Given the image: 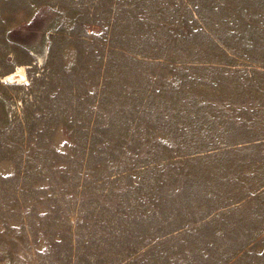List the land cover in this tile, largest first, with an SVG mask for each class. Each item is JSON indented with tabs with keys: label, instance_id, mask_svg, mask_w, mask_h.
<instances>
[{
	"label": "rangeland",
	"instance_id": "obj_1",
	"mask_svg": "<svg viewBox=\"0 0 264 264\" xmlns=\"http://www.w3.org/2000/svg\"><path fill=\"white\" fill-rule=\"evenodd\" d=\"M0 264H264V0H0Z\"/></svg>",
	"mask_w": 264,
	"mask_h": 264
},
{
	"label": "bare ground",
	"instance_id": "obj_2",
	"mask_svg": "<svg viewBox=\"0 0 264 264\" xmlns=\"http://www.w3.org/2000/svg\"><path fill=\"white\" fill-rule=\"evenodd\" d=\"M14 80H16V79H14Z\"/></svg>",
	"mask_w": 264,
	"mask_h": 264
}]
</instances>
